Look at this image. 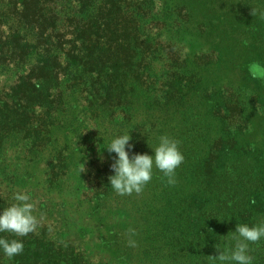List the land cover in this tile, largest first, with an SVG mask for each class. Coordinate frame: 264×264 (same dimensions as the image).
<instances>
[{
    "label": "trees",
    "instance_id": "obj_1",
    "mask_svg": "<svg viewBox=\"0 0 264 264\" xmlns=\"http://www.w3.org/2000/svg\"><path fill=\"white\" fill-rule=\"evenodd\" d=\"M252 64L264 67V0H0V150L49 152L23 155L18 180L58 193L87 165L100 245L124 248L109 264H213L237 223L264 219V76ZM122 131L137 153L179 141L176 183L154 169L142 192L115 193V154L101 147ZM0 235L24 243L0 264H89L35 233ZM249 248L264 264V240Z\"/></svg>",
    "mask_w": 264,
    "mask_h": 264
},
{
    "label": "clouds",
    "instance_id": "obj_2",
    "mask_svg": "<svg viewBox=\"0 0 264 264\" xmlns=\"http://www.w3.org/2000/svg\"><path fill=\"white\" fill-rule=\"evenodd\" d=\"M248 71L253 77L264 76V67L258 64L250 65ZM131 140V132L110 133L107 146L101 147L110 155L115 154L110 165L113 174L107 177L110 188L115 193L125 195L142 192L151 181L154 169L163 173L169 184L176 183V170L185 159L179 141L167 134L160 135L156 146H149L153 151L149 155L134 152L135 146L130 143ZM104 142L103 139V144ZM84 170L83 165L81 172ZM12 199V204L0 209V234L26 237L36 231L41 218L34 214L35 203L30 193L18 191L13 194ZM230 233L233 234L234 244L217 249L219 255L209 257L213 264H254L249 245L264 240V219L253 225L237 223L235 231ZM23 251L22 240L0 235V252L5 257L11 259Z\"/></svg>",
    "mask_w": 264,
    "mask_h": 264
},
{
    "label": "rangeland",
    "instance_id": "obj_3",
    "mask_svg": "<svg viewBox=\"0 0 264 264\" xmlns=\"http://www.w3.org/2000/svg\"><path fill=\"white\" fill-rule=\"evenodd\" d=\"M5 81L0 82V89L6 84ZM77 105L79 111L84 108L82 102H78ZM90 128L92 125L87 121L80 133H85ZM72 140L74 147H77V139ZM3 149V151L0 150V155L7 156L0 159V201L8 207L14 202L12 196L15 192L30 193L35 203L34 214L41 218L34 232L35 235L42 236L58 245L73 246L85 258L83 260L89 264H109L112 259L123 253V247L106 251L100 245L98 236H102L103 232L91 217H88L95 204L92 192L93 180L87 173L86 164L85 170L81 172L82 167L80 171L72 174L66 182L65 190L58 193L47 188L41 177L39 181L36 179L18 180L19 175L23 174V166L28 164V159L23 155H51L49 152L40 153L38 150L29 151L21 147L11 148L10 146H3ZM92 158L95 160V157ZM98 160V163L102 164L105 158L100 157ZM115 215L118 217L115 219L118 224L123 225L128 222L124 215Z\"/></svg>",
    "mask_w": 264,
    "mask_h": 264
}]
</instances>
